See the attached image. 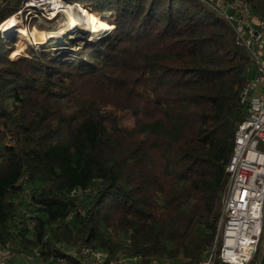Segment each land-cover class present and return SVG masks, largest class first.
Wrapping results in <instances>:
<instances>
[{
  "label": "trees",
  "instance_id": "1",
  "mask_svg": "<svg viewBox=\"0 0 264 264\" xmlns=\"http://www.w3.org/2000/svg\"><path fill=\"white\" fill-rule=\"evenodd\" d=\"M25 1L0 0V24ZM64 1L113 29L102 45L69 40L76 54L63 61L31 50L11 60L0 34V246L38 249L36 262L78 264L65 251L90 247L198 264L247 115V50L200 0ZM226 1L264 20V0Z\"/></svg>",
  "mask_w": 264,
  "mask_h": 264
},
{
  "label": "built area",
  "instance_id": "2",
  "mask_svg": "<svg viewBox=\"0 0 264 264\" xmlns=\"http://www.w3.org/2000/svg\"><path fill=\"white\" fill-rule=\"evenodd\" d=\"M200 1L216 11L231 27L236 42L247 50L253 70L241 95V103L247 105V115L234 134L214 241L203 252L198 264H213L215 260L219 264H248L263 232L264 20L254 17L248 5L239 1ZM27 227L33 232L34 222L28 220ZM65 253L78 264H179L158 259L143 262L139 256L110 258L107 253L90 247L71 248ZM39 257V250L33 249L26 257L27 261L19 264H31ZM0 264H17L7 246H0ZM35 264H69V261L52 256L45 262L37 260Z\"/></svg>",
  "mask_w": 264,
  "mask_h": 264
},
{
  "label": "rangeland",
  "instance_id": "3",
  "mask_svg": "<svg viewBox=\"0 0 264 264\" xmlns=\"http://www.w3.org/2000/svg\"><path fill=\"white\" fill-rule=\"evenodd\" d=\"M42 2L43 0H26L22 5V9L12 16V18H14L12 20L14 21L16 19L17 29L24 30L25 36H27L25 38L27 39L30 38V34L35 31H42L46 34L54 33L57 34L59 38H55L52 40L47 39L44 45H34L31 42L23 43L21 36L16 33L14 29L6 32H2L0 30V34H2V36L14 43L9 52V59L12 60L18 57H25L28 51L31 50L35 53H40L42 51H51L52 57L57 61L70 60L74 58L76 49H71L67 46L69 40L77 45L78 48H81L84 44L87 43L102 45L108 42L107 40H105V37L108 34L107 32L98 37L92 36V38L89 33L83 32L82 30L64 32V26L67 22L65 14L66 9H71V11L69 12L72 14V16L76 17L77 19L80 18L79 20L81 21V23H83L84 17L82 13H79L77 11L79 6L69 5L64 0H60V7L56 9L53 7V4H49V1H47L46 3L48 5H46V7H43L44 5L41 6ZM227 12L229 13V8H227ZM98 18L100 19L99 16ZM14 50L16 51L15 54H17V56L15 57V54L12 55V51ZM258 90L259 86H257L256 88V93L258 92ZM125 122L130 123V120H126ZM25 194H23L22 197L18 199L27 203V197ZM27 253H22L21 251L14 253L16 263H25L27 261L26 257H29ZM35 263H37L36 260H32L31 264Z\"/></svg>",
  "mask_w": 264,
  "mask_h": 264
},
{
  "label": "bare ground",
  "instance_id": "4",
  "mask_svg": "<svg viewBox=\"0 0 264 264\" xmlns=\"http://www.w3.org/2000/svg\"><path fill=\"white\" fill-rule=\"evenodd\" d=\"M47 1H49V4H53V7L58 9L59 6V1L57 0H43L41 6L46 7ZM71 11V9H66L65 14H66V18H67V22L65 23V30L64 32H72V31H76V30H82L83 32H87L89 33V35L91 36H95L98 37L100 35H102L103 33H108L109 31H111L113 28L111 26H109L108 24H106L105 22H102L100 19L98 18H92L90 15H88V13L78 7L77 11L79 13H82L84 20L83 23H81V21L79 19H77L76 17H73L72 14L69 12ZM12 19L14 18H10L8 20H6L2 25L0 30H3V32L9 31L14 29L15 32L21 34V35H25V33H22L21 30L17 29L16 25H17V21L16 19L13 21ZM30 42L34 45H43L46 43L47 39H55V38H59V36H57V34L54 33H49L46 34L42 31H35L33 33L30 34ZM95 39V38H94Z\"/></svg>",
  "mask_w": 264,
  "mask_h": 264
},
{
  "label": "water",
  "instance_id": "5",
  "mask_svg": "<svg viewBox=\"0 0 264 264\" xmlns=\"http://www.w3.org/2000/svg\"><path fill=\"white\" fill-rule=\"evenodd\" d=\"M263 238H264V208H263ZM259 264H264V241H263V254H262Z\"/></svg>",
  "mask_w": 264,
  "mask_h": 264
}]
</instances>
